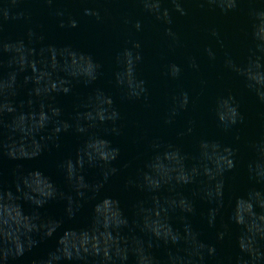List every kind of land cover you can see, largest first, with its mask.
I'll return each instance as SVG.
<instances>
[{
	"label": "water",
	"instance_id": "water-1",
	"mask_svg": "<svg viewBox=\"0 0 264 264\" xmlns=\"http://www.w3.org/2000/svg\"><path fill=\"white\" fill-rule=\"evenodd\" d=\"M0 264H264V0H0Z\"/></svg>",
	"mask_w": 264,
	"mask_h": 264
}]
</instances>
